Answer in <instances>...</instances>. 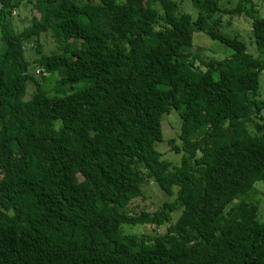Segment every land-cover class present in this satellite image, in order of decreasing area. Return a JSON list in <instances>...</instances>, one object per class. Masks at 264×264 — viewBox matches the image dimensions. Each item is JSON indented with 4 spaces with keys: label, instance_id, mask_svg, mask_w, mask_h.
<instances>
[{
    "label": "trees",
    "instance_id": "trees-1",
    "mask_svg": "<svg viewBox=\"0 0 264 264\" xmlns=\"http://www.w3.org/2000/svg\"><path fill=\"white\" fill-rule=\"evenodd\" d=\"M191 3L196 19L173 0H37L39 16L15 33L18 1L0 0V264H264V221L246 201L264 185V100L255 99L264 59L208 23L244 15L264 50V17L251 0ZM49 30L60 53L36 63L58 75L53 96L24 56ZM197 32L232 55L199 69L188 54ZM172 110L178 166L155 149ZM148 180L168 195L177 187L175 200L129 214ZM179 210L162 235L120 233L160 227Z\"/></svg>",
    "mask_w": 264,
    "mask_h": 264
},
{
    "label": "rangeland",
    "instance_id": "rangeland-1",
    "mask_svg": "<svg viewBox=\"0 0 264 264\" xmlns=\"http://www.w3.org/2000/svg\"><path fill=\"white\" fill-rule=\"evenodd\" d=\"M18 1L17 8L13 11L12 16L9 19V23L15 33H20L22 30L30 25V21L33 16L38 17L37 11H33V4L37 0H16ZM178 4L180 13H188L193 19L199 14V10L195 8L191 0H173ZM238 0H219V6L222 9L233 8L237 4ZM252 5L257 10L260 17H264V0H251ZM157 10H160V5H156ZM213 21L218 24V31L226 36L238 37V39L245 45L246 52L254 59H264V50L259 49L253 39L251 32V21L244 15H225L221 13H214L209 24ZM1 36V33H0ZM190 49L188 50L189 56L196 58L195 65L204 70V66L201 61L208 60H223L232 55V50L223 46L217 41L211 40L205 34L197 32L193 34V41ZM56 40L53 30H49L47 33L42 34L39 39H32L24 45L25 59L30 63V73L33 74L36 82L40 87L48 92L49 96L55 94L56 86L59 82V77L56 73H47L43 68L37 66L36 60H39L41 55H52L53 53H60V45ZM37 46L38 53H37ZM3 50V44L0 40V51ZM39 69L40 73H37ZM82 84H78L75 88L81 87ZM34 85L32 83L27 84L25 101L30 100L34 93ZM69 89L68 87L65 89ZM256 100H264V71L259 74V88L255 94ZM261 115L264 116V109L261 111ZM253 120L258 121L256 117L252 116ZM250 125V124H248ZM161 129L163 139L161 142L155 144V149L162 155V159L171 163L173 166H178L180 163V154H175L169 145V140H174L176 144H179L178 136L180 133V118L176 111L172 110L168 114L163 115L161 120ZM252 131L251 125L248 127ZM177 187H173V195H168L163 192L152 180L146 181L141 187V195L133 199L127 206V212L131 215L138 214L140 212H154L157 211L163 204L172 203L176 198ZM246 201L251 205L258 207L257 220L264 221V185L261 182H256L253 185L252 191L247 195ZM234 201L228 205L227 209L235 205ZM180 215V210L171 214L170 221L163 224L160 227L154 225H122L120 233L122 235H162L164 234L171 224H174Z\"/></svg>",
    "mask_w": 264,
    "mask_h": 264
},
{
    "label": "built area",
    "instance_id": "built-area-1",
    "mask_svg": "<svg viewBox=\"0 0 264 264\" xmlns=\"http://www.w3.org/2000/svg\"><path fill=\"white\" fill-rule=\"evenodd\" d=\"M37 73H40L39 69L37 70Z\"/></svg>",
    "mask_w": 264,
    "mask_h": 264
}]
</instances>
